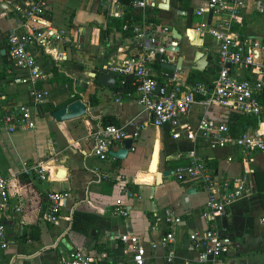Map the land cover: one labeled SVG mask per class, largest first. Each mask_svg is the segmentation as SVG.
Instances as JSON below:
<instances>
[{
    "label": "crops",
    "instance_id": "crops-1",
    "mask_svg": "<svg viewBox=\"0 0 264 264\" xmlns=\"http://www.w3.org/2000/svg\"><path fill=\"white\" fill-rule=\"evenodd\" d=\"M19 1L0 0V63L5 57V33L19 22L14 12V5ZM59 1L63 4V9H59L67 18V27L72 30L55 26L53 0H47L48 10L43 16L47 19L42 24L68 31L70 42L63 48H69L70 59L54 62L50 53L47 55L28 44L44 75L39 86L47 89L49 95L33 111V129L6 131L0 127V171L6 178L8 197L6 207L0 212L5 234L0 246V264H58L70 249H80L93 264H132L129 245L119 239L121 235L139 238L145 249L146 264H169L165 259L168 249L172 251L174 262L198 264L195 257L201 249L188 235L201 233L209 225H214L212 228L231 240L228 252L221 256L222 264H264V221H261L264 218V152H254L249 194L229 203L223 214L204 220L200 213L205 193L195 180H175L171 169L186 163L188 151L195 149L216 180L235 179L246 167L239 153L231 144L211 150L184 138L173 139L168 125L154 127L151 124L149 114L133 92L97 83V73L103 72L115 78L116 84L117 77L107 71L106 63L139 54L136 38L115 28L114 22L124 15L110 18L97 0H89L90 6L76 3L75 7L71 0ZM187 1L189 9L193 10L205 0ZM179 4L177 1L176 5ZM159 9L161 11L154 8L143 14L133 12L129 17L131 22H140L146 16L156 24L169 27L172 37V28L180 34V39L173 38L178 46L175 61L177 56L182 57L180 71L171 77L178 78L183 88L191 84L186 79L193 70L190 66L196 50L206 54L207 62L202 71L194 70L198 73L193 78L211 84L215 76L216 48L210 37L195 30L193 37L188 34L183 12L189 9L171 8L170 0L166 9ZM172 15L174 20L168 22L167 17ZM254 17L250 5L243 7L236 18L240 23H232L231 29L245 37L260 39L264 44V34L249 31ZM261 57L264 63V51ZM154 63L151 62L154 79L157 83L165 82L170 71L160 63L158 69ZM92 70H95L94 76ZM75 98L88 105L84 116L62 121L51 117L54 109ZM26 100L23 85L0 81V110ZM220 107L223 106L212 104L204 109L193 103L181 121L193 126L204 114L228 124L232 135L256 126L264 129L261 105L260 113L253 116L256 123L247 122L240 127L230 124L233 121L230 116L235 112ZM127 120L140 128L123 158L108 154L107 159L100 160L91 154L92 134L97 128L106 123L122 125ZM121 141L112 143L108 152L122 148ZM155 145V171H149ZM22 161H42L49 169V176L39 180L35 174L20 173ZM8 169L14 176H8ZM165 169L169 170L168 175L156 174ZM168 176L171 178H165ZM49 190L68 192L55 221L45 219L48 202L44 193ZM117 199L122 201L126 216L114 211ZM166 208L179 217L178 224L168 225L164 221L162 213ZM167 230L173 233V241L151 248L150 243L157 242Z\"/></svg>",
    "mask_w": 264,
    "mask_h": 264
},
{
    "label": "built area",
    "instance_id": "built-area-1",
    "mask_svg": "<svg viewBox=\"0 0 264 264\" xmlns=\"http://www.w3.org/2000/svg\"><path fill=\"white\" fill-rule=\"evenodd\" d=\"M101 8L110 18H118L127 12L143 14L157 8L164 0H97ZM250 5L252 12L264 24V0H205L192 10L195 17H203L197 25L191 24V31L208 35L216 48V60L213 68L215 76L211 84L200 82L181 85L178 78L169 77L159 83L153 77L151 62L173 63L175 61L174 47L177 42L171 36L169 27L159 25L144 16L140 22L125 21L121 31H127L136 38L139 54L126 58L108 60L106 69L116 77L128 76L132 80L133 93L149 114L154 127L168 125L173 139L184 138L196 144L201 143L211 150L222 149L231 144L239 153L240 159L246 164L240 177L235 179L216 180L207 170L205 163L198 157L196 150L187 153V161L171 169V174L177 181L195 180L205 193L201 217L211 220L214 216L223 214L225 207L233 200L245 197L251 188L250 174L253 171L254 152H264V129L259 126L244 129L232 135L228 124L206 117L202 114L193 126L182 122L193 103H198L204 109L212 104L227 108L231 112L257 116L260 113L259 95L264 85V63L261 52L264 44L260 39L245 37L231 29L240 10ZM48 10L47 0H21L14 5V12L19 19L16 26L9 27L5 33V57L0 63L1 80L23 85L27 100L8 109L0 110V127L6 131L33 129L35 120L33 111L43 103L49 95L39 82L44 75L27 48L32 44L51 59L62 61L66 59L65 47L70 42L64 29L43 25V16ZM210 13L209 22L207 14ZM188 30V29H187ZM60 44V47H56ZM130 93V92H127ZM140 125H134L127 120L122 125L106 124L97 128L93 134L91 154L100 160L108 157L112 143L125 138L134 139L138 135ZM132 149V148H131ZM264 166V161H263ZM20 173L35 174L39 180L49 176V169L42 161H22ZM9 177L14 172L8 169ZM68 196L67 191H45L47 211L45 219L55 221L61 202ZM6 178L0 171V212L7 205ZM117 199L114 211L126 216L127 211ZM164 221L168 225H176L179 217L170 209L163 210ZM264 221V218H261ZM207 227L201 233L193 232L188 238L201 250L195 260L198 264H222L224 254L228 252L231 240L225 234ZM4 224L0 221V246L4 241ZM119 239L128 243L131 251L132 264H146L145 249L135 235H121ZM173 241V233L167 230L157 242H151L150 247L166 246ZM166 262L176 263L172 259V251L168 249ZM58 264H93L92 259L80 249H70L59 260ZM182 264H187L183 262Z\"/></svg>",
    "mask_w": 264,
    "mask_h": 264
},
{
    "label": "water",
    "instance_id": "water-1",
    "mask_svg": "<svg viewBox=\"0 0 264 264\" xmlns=\"http://www.w3.org/2000/svg\"><path fill=\"white\" fill-rule=\"evenodd\" d=\"M168 2L169 0H164V2L160 4L158 7L162 9H166L168 7ZM183 14L186 15L185 27L186 29H189L191 27L192 9H189L187 12H183ZM209 19H210V13L207 14V22H209ZM172 33H173V38L180 39L181 37L180 34L177 33V31L174 28H172ZM177 48L178 46L174 47V51H177ZM66 57L67 59H70V51L68 47H66ZM206 58H207L206 54L202 53L201 51L199 50L194 51L193 56H192V65L190 66V69L202 71L207 62ZM181 60H182V57L179 55L176 57V61L174 64L162 62L160 63V66L170 71L169 77H171V75L174 72L180 71ZM91 74L94 76L95 70H92ZM95 80L97 83L105 87H108V88H114L115 86V78L103 72L97 73ZM158 87H159V83H157L156 89ZM87 112H88V105L83 100L79 98H75L57 107L56 109H54L50 113V115L55 121H62L66 119L82 117ZM121 142H122V148L116 151H109L108 154L116 158H123L125 153L127 152V149L130 146L131 139L126 138V139H123ZM152 155H153V152H152ZM153 158L154 156H151V160H153ZM149 168H150V164L148 165V169ZM156 174H161V176H165L169 174V170L165 169V170L160 171V173L157 171Z\"/></svg>",
    "mask_w": 264,
    "mask_h": 264
},
{
    "label": "trees",
    "instance_id": "trees-1",
    "mask_svg": "<svg viewBox=\"0 0 264 264\" xmlns=\"http://www.w3.org/2000/svg\"><path fill=\"white\" fill-rule=\"evenodd\" d=\"M128 1L129 0H124L125 3H127ZM177 1H179V0H170V7L171 8H177L178 7L180 10H183V11H187L190 8V6L188 5V1L187 0H181V3L179 5H176ZM127 11L128 10H125V15L123 17L117 19L114 22L115 28H118L119 30H121V25L125 21L131 22V18L130 17L132 16V13L131 12H127ZM156 11H161V10L159 8H156ZM171 12H172V9H171V11H169V14H171ZM151 21L154 22V19H152ZM123 32H124V34H129V33H125L127 31H123ZM100 34H102V31H100ZM154 65L158 69H160L158 63H154ZM52 70L54 71V68ZM196 73H198V72L194 71V70H191V74L189 73V75L187 76L186 80L191 82V83L200 82V81H197L195 78H193V76L196 75ZM2 77H3V74L0 73V78H2ZM114 88L116 90L123 89V90H125V92H132L133 91V85H132L131 78H129L128 76L117 77L116 84H115ZM259 103L261 105V113H264V85H263L262 91H261V93L259 95ZM48 108L51 109V110L53 109L51 105H48ZM230 120H233L232 123L230 122V124H233V126L237 125L238 127L242 126L244 123H247V122H248V124L249 123L250 124L256 123V119H254L253 116L244 115V114H240V113L232 114V117L230 116ZM106 124H109V123H106Z\"/></svg>",
    "mask_w": 264,
    "mask_h": 264
},
{
    "label": "rangeland",
    "instance_id": "rangeland-1",
    "mask_svg": "<svg viewBox=\"0 0 264 264\" xmlns=\"http://www.w3.org/2000/svg\"><path fill=\"white\" fill-rule=\"evenodd\" d=\"M71 2L73 3V7L76 6V3L79 4L80 6L81 5H86V4H87V6H90V4H91L89 0H71ZM179 3H181V0H179ZM59 8L63 9V4L59 0H53L52 12H53V20H56V22H54L56 24L55 26H57V27H65L66 29H69L67 27V18H64L65 15L62 14V11ZM172 17H173V15L171 17H167V19H168L167 21L169 22V20H174V18L172 19ZM46 19L47 18L43 19V23H46ZM202 20H203V17L199 18V17H195V16H193L192 19H191L193 26L197 25ZM69 30L71 31L72 29H69ZM249 31L253 32V33H258L260 35L264 34V24L262 23V21H260L258 19V17H256V16L254 17V23L250 24ZM196 41L197 40H194V42H196ZM220 108L224 109L223 107H220ZM165 178H171V176H168V177H165Z\"/></svg>",
    "mask_w": 264,
    "mask_h": 264
},
{
    "label": "bare ground",
    "instance_id": "bare-ground-1",
    "mask_svg": "<svg viewBox=\"0 0 264 264\" xmlns=\"http://www.w3.org/2000/svg\"><path fill=\"white\" fill-rule=\"evenodd\" d=\"M188 34L193 37V35L195 33L193 31H191L190 29H188ZM152 156H154V158H153V160H151L149 171H155V162H156V157H157V146L156 145L153 148V155Z\"/></svg>",
    "mask_w": 264,
    "mask_h": 264
}]
</instances>
